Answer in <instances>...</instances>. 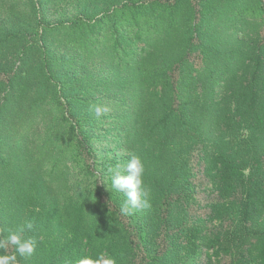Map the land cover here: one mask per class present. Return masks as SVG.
Returning <instances> with one entry per match:
<instances>
[{"label":"trees","instance_id":"obj_1","mask_svg":"<svg viewBox=\"0 0 264 264\" xmlns=\"http://www.w3.org/2000/svg\"><path fill=\"white\" fill-rule=\"evenodd\" d=\"M26 222L19 264H264V0H0V229Z\"/></svg>","mask_w":264,"mask_h":264},{"label":"clouds","instance_id":"obj_2","mask_svg":"<svg viewBox=\"0 0 264 264\" xmlns=\"http://www.w3.org/2000/svg\"><path fill=\"white\" fill-rule=\"evenodd\" d=\"M90 109L94 110L98 117L110 110L108 107L99 104L91 105ZM129 157L126 163H118L109 169L113 173L111 176V188L118 193L124 194L125 200L120 212L125 216L132 215L139 209L151 207L148 199L149 190L143 180V162L134 153H129ZM32 228L33 224L26 222L16 228L0 229V264H19L17 254L21 258L33 255L37 240L26 236V231ZM5 231L6 235L4 234ZM9 246H13L15 251L10 253L8 251ZM75 264H117V260L105 253H99L95 258L91 255H85L77 259Z\"/></svg>","mask_w":264,"mask_h":264},{"label":"rangeland","instance_id":"obj_3","mask_svg":"<svg viewBox=\"0 0 264 264\" xmlns=\"http://www.w3.org/2000/svg\"><path fill=\"white\" fill-rule=\"evenodd\" d=\"M49 120V119H48ZM49 123L50 122H48V124L47 125H49ZM41 133H43L44 132V129L43 128H41ZM201 178V175L199 174L194 180L196 181V182H198V180ZM210 192V189H205V194H207V193H209ZM197 212H202V213H204V209H201V210H198ZM163 244V243H162ZM12 247L13 246H9V251H11L12 250Z\"/></svg>","mask_w":264,"mask_h":264}]
</instances>
